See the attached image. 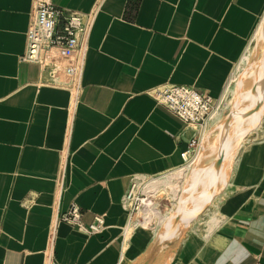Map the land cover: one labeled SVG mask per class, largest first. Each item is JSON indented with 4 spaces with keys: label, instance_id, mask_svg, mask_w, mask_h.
I'll use <instances>...</instances> for the list:
<instances>
[{
    "label": "crops",
    "instance_id": "obj_1",
    "mask_svg": "<svg viewBox=\"0 0 264 264\" xmlns=\"http://www.w3.org/2000/svg\"><path fill=\"white\" fill-rule=\"evenodd\" d=\"M34 1L0 0V264H264V137L179 237L123 202L136 178L171 173L191 135L150 90L219 99L264 0H49L93 13L77 89L21 59ZM73 208L75 224L62 218Z\"/></svg>",
    "mask_w": 264,
    "mask_h": 264
},
{
    "label": "built area",
    "instance_id": "obj_2",
    "mask_svg": "<svg viewBox=\"0 0 264 264\" xmlns=\"http://www.w3.org/2000/svg\"><path fill=\"white\" fill-rule=\"evenodd\" d=\"M93 13H81L53 5L49 0H35L29 13L25 32L26 45L21 59L38 64L52 82L77 89L83 69L81 42L91 26ZM157 104L170 111L191 130L184 148L179 152L181 166L191 164L201 147V134L213 112L217 99L185 84H164L150 90ZM134 181L125 191L123 202L127 209H137L139 202L149 195L134 191ZM134 201L135 206L131 207ZM156 203L153 199H151ZM75 224L78 212L73 208L62 216ZM103 217L96 216L89 226L99 230Z\"/></svg>",
    "mask_w": 264,
    "mask_h": 264
},
{
    "label": "rangeland",
    "instance_id": "obj_3",
    "mask_svg": "<svg viewBox=\"0 0 264 264\" xmlns=\"http://www.w3.org/2000/svg\"><path fill=\"white\" fill-rule=\"evenodd\" d=\"M263 21H264V16H262V18L260 19V23L258 25V28L256 29V32L250 35V37L246 40L240 52V55L234 64L232 73L228 79L224 92L222 96L219 99H217L215 108L206 121V125L201 134V147L197 158L187 166H181V162L179 161L180 163L177 165L175 169L171 171V173L169 172L165 175L154 178H136L134 180L135 183L134 185H136L134 191L136 192V194L137 192H140L142 194L149 195L150 198L156 202L155 203L156 208L160 210L161 214H165L167 212L173 215L175 214L174 211L176 212L177 205H176L175 197L172 196L173 194H170L172 193V188H171L172 186H169L166 182L168 176H172L175 173L180 174L181 172H183V170L189 173L192 167L203 168L210 165L211 163H215V161L217 163L221 161V163H219L220 165L224 163L221 165V170H224L222 172L225 173L226 178L217 174L216 175L217 177L215 178L214 182H211L210 184L203 182L201 184H198V189H201V187L204 186L202 184H206L205 186L210 185L211 189L214 192L213 199L204 207V209L198 214H196L193 218H191V221L189 222L188 226H185L184 224L185 220L182 221L180 219L174 218V221L176 220V222L179 223L178 225L179 227H177L178 228L176 234L177 237L183 235L188 229H190L191 225H194L196 223L194 222V220L199 219L202 216L207 217L208 210H212L214 204L217 203L219 198L223 197L224 193L231 189L233 185L232 176H233L234 164L239 153H241L242 150L245 149L249 143H252L253 140H258L264 137V110H263L259 118L251 120V123L249 125L244 124L248 126L246 133L242 134L241 138L238 139V141H235L234 138L236 137H233L232 139L233 141L231 140L232 149L230 148L229 150V152L230 151L231 152L227 155V157L223 156L222 158L224 159L219 161L220 159L218 157L219 155L218 151L220 149L218 145V142L220 141L218 137V133H219L218 130H220L219 126L226 122L228 116H230V112L232 109L240 107L239 104L240 105L248 104V103L252 104V102L256 101V98L252 96V92L245 93L247 90H250L252 88L251 87L252 79L250 76L245 75L244 70L246 69V67L251 65H252V69L255 70L257 64L259 63V60L261 59V55L264 47L263 24H262ZM238 79H242L241 87H238L236 84ZM239 95L242 96L241 101L239 99ZM237 102H240L237 105L238 107H236ZM259 107L260 106H257V108ZM232 125H234V122L232 123ZM229 131H231V126L229 128ZM231 155H233V157ZM154 180L162 181L163 182L162 187L163 185H165V190L159 188L155 190V192L147 191L148 189H145V187L148 186V183L150 181L152 182ZM184 180L185 178L181 179L180 177H178V181H180L179 185H181V188H178L179 185H177L178 183H176L177 186L174 187L175 196L182 194L181 190L185 184ZM134 201L135 200H133L131 207L135 206L136 203H134ZM188 207H190V205H188ZM142 209L143 208L138 207V209L130 210L129 212L131 213L132 216L131 218L135 219V221H142L143 220L141 213ZM171 210L173 211L170 212ZM173 217H175V215H173ZM145 225L146 228H151V226L153 225L154 226L153 229L157 228L159 233L164 230L163 229L164 222L161 221L160 223H158L156 219L153 220V223L149 222ZM176 236H173L171 238H174Z\"/></svg>",
    "mask_w": 264,
    "mask_h": 264
},
{
    "label": "bare ground",
    "instance_id": "obj_4",
    "mask_svg": "<svg viewBox=\"0 0 264 264\" xmlns=\"http://www.w3.org/2000/svg\"><path fill=\"white\" fill-rule=\"evenodd\" d=\"M263 24V36H264V21ZM254 67V66H253ZM249 69V70H248ZM245 71V72H244ZM243 72L245 75L250 76L252 79V85L251 89L247 90L245 93H251L254 98H256V101L252 102V104H239L240 102L236 103V107L239 104L240 107L234 108L230 112V116H228V119L226 120V124H222L219 126V142L218 145L220 147L218 153V157L220 160L224 159L223 156H226L231 152H229L231 146V140L234 138L235 141H238V139L241 138L242 134L246 133L248 126L251 123V120L259 118L264 110V47L261 55V59L259 60V63L256 66V69H252V65L246 67V69ZM245 77V76H244ZM241 78V77H240ZM237 86H242V79L237 80ZM240 101L242 100V96L239 95ZM238 101V100H237ZM257 106H260L257 108ZM234 122V125L232 123ZM231 126V131H229V128ZM250 127V126H249ZM233 141V140H232ZM234 141V143H235ZM235 147V146H234ZM233 157V155H231ZM225 157V159H226ZM230 157V156H229ZM231 157V158H232ZM229 161V159H228ZM221 163V161L219 162ZM215 161V163H211L210 165L198 168V167H192L187 173L183 170L180 174L175 173L172 176H168L166 182L169 186H172V196L175 197L177 209L176 212L174 211L175 217H173L172 214L165 213L161 214L160 210L156 208V204L151 200L150 197L144 198L139 202L138 207L143 208L141 210L143 222L145 224L152 222L156 219L158 223L161 221L164 222V232L165 234L161 235L170 237L171 235L175 234L177 231V227L179 223L174 221V218L188 221L189 218L195 214L198 210H200L203 206L206 205V203L209 201L213 194V190L211 189L210 185L205 186L206 184H202L204 186L201 187V189H198V184L214 182L216 175L225 176V173L222 172L224 170H221V165ZM182 171V170H180ZM178 175V176H177ZM178 177L181 179L185 178L184 180V186L182 187V194L175 196V189L177 185H179L180 181H178ZM176 183H178L176 185ZM162 181H150L148 183V186L145 187V189H148L147 191H153L162 188L165 190V185H163ZM170 188V189H171ZM178 188H181V185H179ZM179 190V189H178ZM178 193V192H177ZM172 197V198H174ZM175 205V204H174ZM190 205V207H188ZM137 207V209H138ZM171 210L170 212H172ZM140 212V210H139ZM181 215H180V214Z\"/></svg>",
    "mask_w": 264,
    "mask_h": 264
}]
</instances>
